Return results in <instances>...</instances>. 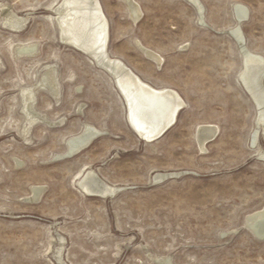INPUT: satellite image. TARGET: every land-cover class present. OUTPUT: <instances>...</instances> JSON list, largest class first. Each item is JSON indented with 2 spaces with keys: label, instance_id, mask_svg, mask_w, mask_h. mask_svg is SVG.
<instances>
[{
  "label": "rangeland",
  "instance_id": "374dc122",
  "mask_svg": "<svg viewBox=\"0 0 264 264\" xmlns=\"http://www.w3.org/2000/svg\"><path fill=\"white\" fill-rule=\"evenodd\" d=\"M61 1L0 0V264H264V236L248 222L264 211V127L233 33L238 25L245 48L264 56V0H199L202 9L191 0H136L137 21L125 0H100L110 56L184 101L152 141L132 126L109 72L61 40ZM236 4L247 8L239 23ZM9 10L27 19L21 30L4 24ZM28 45L36 54L16 53ZM49 65L54 95L38 83ZM27 87L49 124H29ZM85 125L97 136L67 156V141ZM201 125L218 131L204 149ZM89 170L117 189L86 192L80 181Z\"/></svg>",
  "mask_w": 264,
  "mask_h": 264
},
{
  "label": "bare ground",
  "instance_id": "6f19581e",
  "mask_svg": "<svg viewBox=\"0 0 264 264\" xmlns=\"http://www.w3.org/2000/svg\"><path fill=\"white\" fill-rule=\"evenodd\" d=\"M125 1L132 19L134 21L139 20L142 17L140 4L136 0ZM191 1L198 5L200 9L203 8L199 0ZM235 7L239 23L246 15L247 8L243 4H236ZM55 14L60 29L61 40L89 54L98 66L104 68L112 76L116 87L127 103V114L130 122L142 138L147 141L155 140L173 125L179 110L184 107L183 99L173 88H153L144 82L121 59L110 56L107 49L109 23L100 0H62L56 6ZM4 20V24L15 31L21 30L27 22L25 17H18L11 10L4 13ZM233 33L241 46L244 57V69L240 76L254 99L257 108V121L261 122L264 127V56L251 50L249 52L245 48L243 45V34H241L238 25L234 26ZM137 44L146 55L156 60L158 65L161 63L162 59L158 54L144 47L140 40H137ZM15 50L18 55L22 56H32L37 52L32 45L30 47L28 45L25 48L18 47ZM38 83L39 86L49 90L53 95L58 94L59 83L56 78V66H47L43 70ZM35 91L34 88L30 87L22 89L23 111L28 117L29 124L34 123L38 119L42 120L41 122L43 123L49 124L50 120L48 121L46 117L37 113L33 108ZM197 130V138L201 149H204L206 143L214 138L218 132L216 126L213 125H201ZM97 133V129L92 128L90 125H85L84 131L81 134L67 141L65 154L67 156L76 154V152L89 145L93 138L97 136ZM256 136L258 135L255 134L254 139H256ZM166 175L168 174H157L155 179L159 180ZM80 185L86 192L101 197L107 196L117 189L100 180L93 170H89L84 174ZM248 222L257 235L264 236V211L255 217H250Z\"/></svg>",
  "mask_w": 264,
  "mask_h": 264
},
{
  "label": "water",
  "instance_id": "95a60500",
  "mask_svg": "<svg viewBox=\"0 0 264 264\" xmlns=\"http://www.w3.org/2000/svg\"><path fill=\"white\" fill-rule=\"evenodd\" d=\"M248 92H249V91H248ZM249 93H250V92H249ZM250 95H251V94H250ZM252 98H253V97H252ZM253 100H254V99H253ZM164 132H165V131H164ZM164 132H163V133H164ZM163 133H162V134H163ZM162 134H160L158 137H160Z\"/></svg>",
  "mask_w": 264,
  "mask_h": 264
}]
</instances>
